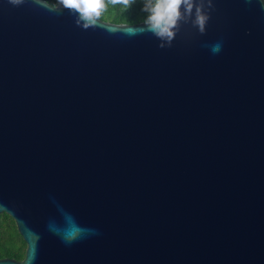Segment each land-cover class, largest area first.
Returning <instances> with one entry per match:
<instances>
[{"label":"water","instance_id":"1","mask_svg":"<svg viewBox=\"0 0 264 264\" xmlns=\"http://www.w3.org/2000/svg\"><path fill=\"white\" fill-rule=\"evenodd\" d=\"M76 20L0 0V214L26 244L0 264H264V8L214 0L165 47Z\"/></svg>","mask_w":264,"mask_h":264},{"label":"clouds","instance_id":"2","mask_svg":"<svg viewBox=\"0 0 264 264\" xmlns=\"http://www.w3.org/2000/svg\"><path fill=\"white\" fill-rule=\"evenodd\" d=\"M23 2L24 0H11L15 5ZM37 2L45 7L62 4L75 9L76 22L83 27L96 25L106 7L105 0H37ZM256 2L264 8V0ZM124 3H129V0H124ZM213 3L214 0H146L145 8L149 13L146 18L147 24L140 29H129V34L151 31L160 38L161 47L170 46L182 20L191 19L201 32L205 31ZM209 47L212 53H219L223 48V41L217 40ZM76 238L75 234H70L64 239L71 242Z\"/></svg>","mask_w":264,"mask_h":264},{"label":"trees","instance_id":"3","mask_svg":"<svg viewBox=\"0 0 264 264\" xmlns=\"http://www.w3.org/2000/svg\"><path fill=\"white\" fill-rule=\"evenodd\" d=\"M106 7L99 18L113 23L136 24L146 22L148 11L146 0H105ZM26 244L19 234L15 221L8 214H0V258L8 257L22 260Z\"/></svg>","mask_w":264,"mask_h":264}]
</instances>
